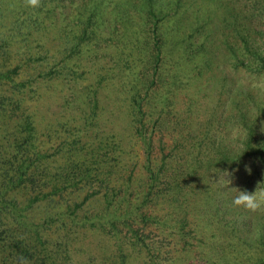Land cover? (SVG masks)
I'll list each match as a JSON object with an SVG mask.
<instances>
[{
  "label": "trees",
  "instance_id": "trees-1",
  "mask_svg": "<svg viewBox=\"0 0 264 264\" xmlns=\"http://www.w3.org/2000/svg\"><path fill=\"white\" fill-rule=\"evenodd\" d=\"M263 28L264 0H0V264L91 237L111 264H264L231 190L264 183V98L236 78L264 75Z\"/></svg>",
  "mask_w": 264,
  "mask_h": 264
},
{
  "label": "rangeland",
  "instance_id": "rangeland-1",
  "mask_svg": "<svg viewBox=\"0 0 264 264\" xmlns=\"http://www.w3.org/2000/svg\"><path fill=\"white\" fill-rule=\"evenodd\" d=\"M261 31H263L262 34L264 36V28ZM228 72H230V70H228ZM232 73H229L228 75ZM240 76H243L242 82L249 80L253 84H255V86L253 85L254 89L255 87L257 88V90L256 89L254 90L255 93H257V91L260 92L264 98V90L258 87V85H264V75L260 77H250L243 73L236 74V78ZM217 94L218 92L212 93V95H210V99L207 101L208 106L205 104H201V109L202 110L206 109L207 111H209L207 109L208 107L218 108L217 101L221 99V104H220V108L218 109V112L219 114H224L225 116V113H221V112L224 106L223 101L225 100L226 95L222 94L221 96ZM200 114L203 115V113H200ZM206 114H207L206 116H209L208 113ZM233 132L236 134L234 129H233ZM222 133H225L224 129H222ZM18 200L19 202L24 204L26 202V197L23 195H18ZM82 247H83L82 250L78 251V253L72 252L69 258L66 257V259L62 261V264H111L113 262L112 258H110L111 253H112L111 243H107V240H104L101 237H91L87 239L86 242L83 243Z\"/></svg>",
  "mask_w": 264,
  "mask_h": 264
},
{
  "label": "clouds",
  "instance_id": "clouds-1",
  "mask_svg": "<svg viewBox=\"0 0 264 264\" xmlns=\"http://www.w3.org/2000/svg\"><path fill=\"white\" fill-rule=\"evenodd\" d=\"M22 2L25 7L31 9H37L41 6V0H22ZM258 87L264 90V85H258ZM262 185L264 183L257 184L255 190L251 193L247 190L231 189L237 193L233 198L232 206L250 214L264 211V186ZM18 264H28V262L25 258L20 257L18 258Z\"/></svg>",
  "mask_w": 264,
  "mask_h": 264
}]
</instances>
